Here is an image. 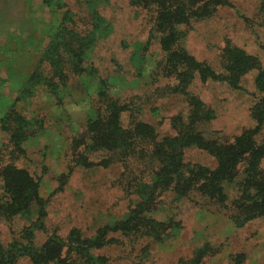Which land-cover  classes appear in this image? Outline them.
Instances as JSON below:
<instances>
[{"label": "rangeland", "instance_id": "1", "mask_svg": "<svg viewBox=\"0 0 264 264\" xmlns=\"http://www.w3.org/2000/svg\"><path fill=\"white\" fill-rule=\"evenodd\" d=\"M90 1L0 0V126L10 114L32 122L21 154L13 152L9 135L0 127V169L12 164L27 170L39 182V195L46 207L44 229L33 230L35 247L52 234L64 240L72 230L87 238L95 236L98 229L121 220L135 205V180L151 182V170L138 156L104 167V154H89V167L76 165L84 147H75L80 140L88 142L86 124L99 112V91L105 90L108 97L131 107V112L120 115L121 128L133 130L135 124L144 123L155 128L158 140L176 134L170 118L187 114L180 97L163 91L172 82L153 73L162 58L152 40L145 47L153 12L133 6L130 0L99 1L95 42L84 55L85 73L70 75L67 88L55 92L41 83L50 75L49 66L42 64L41 58L63 13L70 12L84 31L89 28ZM226 2L211 19L190 26L185 39L187 51L220 71L221 50L232 45L258 58L264 70L260 0ZM256 73L249 72L239 90L195 81L191 92L215 112V119L200 127L205 136L232 142L254 128L250 110L256 102ZM36 75L38 84L33 83ZM256 138L258 144L262 143L264 130ZM139 146L150 148L145 143ZM183 162L210 170L217 165L205 151L192 147L183 150ZM242 169L238 171L239 181ZM259 173L264 180V161ZM222 188L224 204L195 192L179 197L170 189L157 199L149 215L157 223L172 217L178 223L177 232L170 231L163 242H156L151 237L120 236L111 231L106 235L111 243L90 250V254L105 260L104 264H176L180 259H191L204 247L206 253L200 264H235L239 257L241 264H264V216L244 221L233 205L239 197L238 186L223 184ZM33 223L19 217L1 222L0 242L6 246L19 240L22 231ZM15 264L31 263L22 257Z\"/></svg>", "mask_w": 264, "mask_h": 264}, {"label": "trees", "instance_id": "2", "mask_svg": "<svg viewBox=\"0 0 264 264\" xmlns=\"http://www.w3.org/2000/svg\"><path fill=\"white\" fill-rule=\"evenodd\" d=\"M99 1L88 2L90 22L84 31L78 28V22L70 12L63 13L41 58V63H46L50 69V75L41 80L48 90L65 89L70 75L81 76L86 72L84 55L95 42L93 32L96 30ZM226 1L130 0L133 6L153 12V25L145 47H149L152 40L162 54L153 73L172 82L163 91L180 97L187 106V114L184 118H170L176 134L158 140L155 128L144 123L135 124L133 130L121 128L120 115L131 112V107L108 97L105 90L97 93L99 112L86 124L88 142L80 140L76 144V150L84 147L76 165L89 167V154H104V167L122 162L123 158L138 156L147 162L144 165L151 170V182L135 180L134 193L138 198L135 205L121 220H114L106 228L98 229L91 238L72 230L64 240L52 234L43 245L35 247L33 230L44 229L46 207V201L39 195V182L27 170L12 164L3 166L0 169V223L10 222L16 217L34 220V223L22 231L19 240H12L6 246L0 242V264H15L22 257H27L31 264H104L105 260L93 257L90 250L110 244L111 240L106 235L111 231L119 232L120 236H146L163 242L170 231H178V223L172 217L157 223L149 214L157 199L170 189L179 197L186 198L195 192L207 200L224 204L226 195L222 185L235 184L239 188V197L233 205L240 211L238 216L244 221L264 216V180L259 176V166L264 161V141L258 144L256 140L264 130V70L261 63L242 49L227 45L220 53V71H215L206 62L198 61L185 47L190 26L211 19L219 8L226 5ZM259 9L264 17V0H260ZM261 27L264 29V19ZM253 71L257 72L253 80L256 102L250 110L254 128L242 132L232 142L205 136L200 127L211 123L215 112L191 92L195 81L221 83L232 90H239L242 79ZM33 83H40L37 75ZM102 84L107 90L105 83ZM31 124L19 115L10 114L3 118L0 127L9 135L13 152L23 153L22 145L31 135ZM141 143L150 148L139 146ZM189 147L213 157L217 162L216 168L210 170L199 165H186L183 150ZM240 168H243V177L239 181ZM204 251V247L200 248L191 259H180L176 264H200ZM241 263L239 257L235 264Z\"/></svg>", "mask_w": 264, "mask_h": 264}]
</instances>
